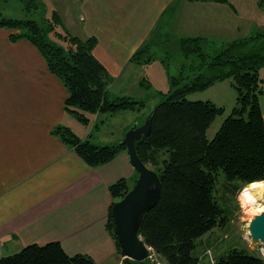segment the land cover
<instances>
[{
  "label": "trees",
  "instance_id": "1",
  "mask_svg": "<svg viewBox=\"0 0 264 264\" xmlns=\"http://www.w3.org/2000/svg\"><path fill=\"white\" fill-rule=\"evenodd\" d=\"M20 1L26 15L41 10L40 21L5 18L0 13V28L11 32V42L26 40L38 50L48 71L68 91L64 112L88 125V115L110 117L120 111L140 113L145 110L144 99L111 97V78L93 55L95 37L80 39L70 35L56 11L45 17L40 0ZM188 1L226 4L235 12L227 0ZM258 6L264 11V0H258ZM169 11L172 10L166 11L160 19L157 32L132 55L130 62L143 66L156 60L152 50L163 40L162 30ZM178 45L184 62L178 75L169 74V90L165 94L159 92L156 105L145 114L146 117L151 113L149 134L135 142L139 159L160 180L159 198L143 216L139 236L165 264H197L194 255L197 241L221 226L226 218L225 208L214 195L220 174L224 177L225 193L236 194L249 182L264 180V116L259 103L264 85L259 77V70L264 68V32L254 31L248 37L221 43L199 36L183 37ZM165 58L167 62L171 55L166 54ZM226 78L236 91L235 106L214 137L208 140L206 131L221 115L222 108L209 100L190 101L187 95ZM145 82H140V86L146 87ZM102 123L96 124L95 129ZM52 134L89 166L110 162L119 151L126 150L120 143L100 146L92 137L81 139L63 126L54 128ZM129 190L123 178L109 186L112 201L105 227L119 252L111 207ZM0 264L94 262L82 254L68 255L59 242H49L27 245L11 256L0 257ZM123 264H149V261L124 258ZM213 264H264V258L232 248Z\"/></svg>",
  "mask_w": 264,
  "mask_h": 264
},
{
  "label": "crops",
  "instance_id": "2",
  "mask_svg": "<svg viewBox=\"0 0 264 264\" xmlns=\"http://www.w3.org/2000/svg\"><path fill=\"white\" fill-rule=\"evenodd\" d=\"M65 7L68 15H59L66 31L80 39L96 38L93 55L111 78L109 90L130 97V90L142 91L138 84L145 67L130 58L157 32L166 11L172 10L162 34H173L174 46L183 37L227 42L230 37L225 36L237 26L235 12L226 4L81 0L77 9ZM10 33L0 28V257L27 245L59 242L68 255L88 256L94 264H123L105 224L112 201L109 186L122 178H136L126 150L110 162L89 166L52 130L67 127L101 146L117 144L123 135L104 136L110 119L95 114L79 136L72 129L76 119L63 109L65 86L48 71L30 42H11Z\"/></svg>",
  "mask_w": 264,
  "mask_h": 264
},
{
  "label": "rangeland",
  "instance_id": "3",
  "mask_svg": "<svg viewBox=\"0 0 264 264\" xmlns=\"http://www.w3.org/2000/svg\"><path fill=\"white\" fill-rule=\"evenodd\" d=\"M40 1L44 4L45 17H50L55 10L58 14L59 12H61V14H67L68 11L65 7L67 5H71L72 9H77L81 0ZM227 1L235 9V23L237 26L235 27V31L230 33V35H224L225 37H230L226 41L248 37L254 31L264 32V11L258 6V0ZM40 11L41 10L34 14L26 15L23 3L20 0H0V13L5 18L40 21V18L43 16ZM167 38L169 39L168 43H166ZM161 39L163 40H160L158 45H156L152 50L156 60L144 65L145 67H141L143 77L140 79L138 86L142 91L136 93V91L130 90L132 98L138 100L144 99L146 101L145 110L140 113L120 111L113 116V118L109 117L110 120L104 125V131H102L104 136H108V138H110L111 136L109 134L105 135V133L113 132V139H115L117 135H123L124 138V135L128 130L123 132L122 129L129 123H132L135 118L137 121L133 123L141 125L145 114L150 108L156 105L158 101L156 95L159 92L165 94L169 90V74L171 76L178 75L180 65L184 62V59L179 52V45L174 46V36L169 31L163 33ZM166 54L171 55V58L167 62H165ZM162 58H164V65H167L166 67L168 71L161 63ZM259 77L264 82V68L259 70ZM143 80H146L145 85L147 88L140 86V82H144ZM110 94L113 98L125 96L117 94L115 90H110ZM187 99L190 101L209 100L216 107L222 108L221 115L216 117L214 122L206 131V138L211 140L223 120L230 115L233 107L235 106L236 91L231 80L226 78L222 81L215 82L213 85L204 90L189 93L187 95ZM259 103L264 116V85L263 93L259 97ZM88 118V125H83L74 120V124H76L77 127L72 129L79 131V136H83L87 128L91 126L93 115H88ZM104 118H106V116H104ZM131 127L132 126H130V128ZM73 133L78 137L75 132ZM99 137L101 136L99 135ZM122 140H120L118 144ZM133 172L134 175L135 171L133 170ZM127 179V184L131 189L134 185L135 178L130 177ZM216 183V192L214 195L219 201V205L225 208L226 218L221 226L215 227L197 241L196 249L194 250V255L198 259L197 264H213L219 256L225 254L232 248L243 249L251 253L258 254L264 258V246L259 241L251 239L248 234V223L254 215L259 213H248L244 211L238 199L239 191L236 194L224 192L222 188L224 177L222 174H220ZM146 260L149 261V264H165L164 261L160 260L154 254L150 255V257Z\"/></svg>",
  "mask_w": 264,
  "mask_h": 264
},
{
  "label": "water",
  "instance_id": "4",
  "mask_svg": "<svg viewBox=\"0 0 264 264\" xmlns=\"http://www.w3.org/2000/svg\"><path fill=\"white\" fill-rule=\"evenodd\" d=\"M151 113L142 125L134 124L120 142L126 148L129 163L136 173L133 187L111 207L115 235L120 254L129 260L142 262L150 257L151 248L139 236V228L145 213L156 204L160 194V180L157 174L147 168L139 159L135 142L150 132ZM251 239L264 246V212L254 215L248 223Z\"/></svg>",
  "mask_w": 264,
  "mask_h": 264
},
{
  "label": "clouds",
  "instance_id": "5",
  "mask_svg": "<svg viewBox=\"0 0 264 264\" xmlns=\"http://www.w3.org/2000/svg\"><path fill=\"white\" fill-rule=\"evenodd\" d=\"M238 199L245 212H264V180L251 181L243 186Z\"/></svg>",
  "mask_w": 264,
  "mask_h": 264
}]
</instances>
